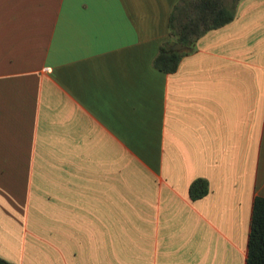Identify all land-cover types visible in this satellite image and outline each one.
<instances>
[{"label": "crops", "instance_id": "obj_1", "mask_svg": "<svg viewBox=\"0 0 264 264\" xmlns=\"http://www.w3.org/2000/svg\"><path fill=\"white\" fill-rule=\"evenodd\" d=\"M177 0H0V257L244 264L264 197V0L170 73ZM207 193L190 200L189 183Z\"/></svg>", "mask_w": 264, "mask_h": 264}, {"label": "trees", "instance_id": "obj_2", "mask_svg": "<svg viewBox=\"0 0 264 264\" xmlns=\"http://www.w3.org/2000/svg\"><path fill=\"white\" fill-rule=\"evenodd\" d=\"M237 0H177L167 19L168 39L162 42L152 59V66L165 73L173 72L180 58L194 49L196 39L211 29L232 20ZM179 43L182 48L171 49ZM208 191L205 179H193L187 188L190 200L203 197ZM244 264H264V197L252 201ZM0 264H10L0 257Z\"/></svg>", "mask_w": 264, "mask_h": 264}, {"label": "water", "instance_id": "obj_3", "mask_svg": "<svg viewBox=\"0 0 264 264\" xmlns=\"http://www.w3.org/2000/svg\"><path fill=\"white\" fill-rule=\"evenodd\" d=\"M181 48H182V45L179 43H175V44L171 45V49H173V50H179Z\"/></svg>", "mask_w": 264, "mask_h": 264}]
</instances>
